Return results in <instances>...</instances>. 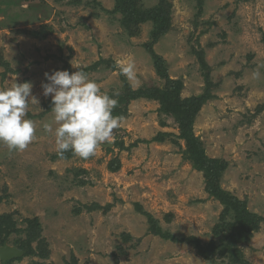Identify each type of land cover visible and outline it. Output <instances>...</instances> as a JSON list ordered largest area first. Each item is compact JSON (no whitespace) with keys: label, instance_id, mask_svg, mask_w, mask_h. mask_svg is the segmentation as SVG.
Listing matches in <instances>:
<instances>
[{"label":"rangeland","instance_id":"1","mask_svg":"<svg viewBox=\"0 0 264 264\" xmlns=\"http://www.w3.org/2000/svg\"><path fill=\"white\" fill-rule=\"evenodd\" d=\"M139 2L170 7V28L152 50L165 60L168 77L182 81V98L207 95L193 132L209 157L227 163L222 188L262 218L248 243L238 246L248 264H264V0ZM113 6L114 0H0V88L30 82L37 100L29 97L26 118L36 127L29 146L17 151L0 143V246L22 249L19 243L31 239L35 253L22 249L21 257L0 264H234L226 257L205 260L188 243L161 239L136 208L173 235L202 242L211 239L222 210L204 191L202 173L183 158L184 141L152 140L159 131L179 133L157 100L119 103L123 119L111 145L101 143L93 156L68 151V158H53L58 125L51 96L43 95L45 73L82 68L110 96L123 94L124 82L131 90L166 87L145 46L151 23L129 36L119 14L101 9ZM195 52L203 53L205 67ZM129 61L134 82L117 66ZM46 123L53 132L44 130ZM115 158L120 168L111 172L107 164Z\"/></svg>","mask_w":264,"mask_h":264},{"label":"trees","instance_id":"2","mask_svg":"<svg viewBox=\"0 0 264 264\" xmlns=\"http://www.w3.org/2000/svg\"><path fill=\"white\" fill-rule=\"evenodd\" d=\"M198 1L201 4V0ZM96 4L100 6L99 3L96 2ZM101 9L105 13L112 15L119 14V23L129 36L139 34L140 24L145 22L151 23L150 40L145 43V46L153 57V64L157 73L167 80L164 89L144 87L131 90L130 86L124 82L126 88L124 93H121L118 97V105L113 110V115L119 116L122 114L123 111L119 106L121 102L127 104V102L138 98L157 100L159 103V112L173 118L178 126L179 133L175 136L172 133L159 131L152 140L163 142L169 137H174L170 139L173 143H178L177 139L183 140L186 145L182 154L183 158L191 164L193 169L202 173L204 178V191L222 206L219 219L211 230L212 237L207 242H202L196 236L173 235L170 231L160 226L158 219L142 210L139 205H136L137 210L146 217L149 231L163 240L190 244L196 250L197 254L205 260H213L217 256L226 257L234 264H248L238 244L248 243L252 233L258 229L262 218L248 210L245 200H240L236 195L222 188L220 183L227 163L224 160L209 157L200 138L193 132L194 119L200 106L206 101L207 95L201 94L195 97L182 98L180 95V91L183 88L182 81L168 77L165 60L160 55H156L152 50L153 44L164 36L170 28V7L158 4L151 8H145L140 4L139 0H114L112 10L104 7H101ZM32 34L34 37H45L43 36L45 35L44 33L42 34L37 31L32 32ZM195 54L199 63L205 67L206 62L203 53L195 52ZM206 83L207 88L208 82L206 81ZM165 125L163 121H160V126L163 127ZM69 156L70 154L67 151L63 158H68ZM56 157L61 158L55 154L53 158ZM107 168L111 172H116L120 168V161L116 160V158L110 160ZM170 217L171 214L165 216L167 222L170 221ZM30 241L31 239H28L24 243H19V247L25 250V254L35 253L34 249L30 246Z\"/></svg>","mask_w":264,"mask_h":264},{"label":"clouds","instance_id":"3","mask_svg":"<svg viewBox=\"0 0 264 264\" xmlns=\"http://www.w3.org/2000/svg\"><path fill=\"white\" fill-rule=\"evenodd\" d=\"M120 73L128 81L137 80L135 64L118 62ZM259 71L253 73L259 78ZM48 83H43V95L51 96V112L54 114L56 154L63 158L65 152L87 159L93 156L103 142L111 143L113 130L118 128L122 116L113 115L118 105L119 92L110 96L102 92L96 81L91 80L82 69L69 73L56 70L45 73ZM30 82L13 83L0 88V143L9 150L23 151L35 138L36 127L26 118L29 102L37 103L32 96ZM31 100L29 101V97ZM46 132H53L50 124L44 125Z\"/></svg>","mask_w":264,"mask_h":264},{"label":"water","instance_id":"4","mask_svg":"<svg viewBox=\"0 0 264 264\" xmlns=\"http://www.w3.org/2000/svg\"><path fill=\"white\" fill-rule=\"evenodd\" d=\"M108 145H111L108 143ZM23 255V250L16 247V246H10L6 242H4L0 246V260L2 261H10L12 259L19 258Z\"/></svg>","mask_w":264,"mask_h":264},{"label":"flooded vegetation","instance_id":"5","mask_svg":"<svg viewBox=\"0 0 264 264\" xmlns=\"http://www.w3.org/2000/svg\"><path fill=\"white\" fill-rule=\"evenodd\" d=\"M23 253H24V251H23ZM11 261V260H10Z\"/></svg>","mask_w":264,"mask_h":264}]
</instances>
